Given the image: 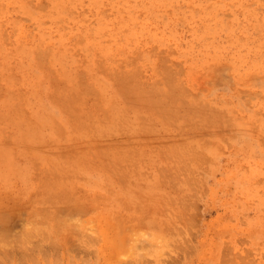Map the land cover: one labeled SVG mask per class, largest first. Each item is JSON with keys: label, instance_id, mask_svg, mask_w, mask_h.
I'll use <instances>...</instances> for the list:
<instances>
[{"label": "rangeland", "instance_id": "374dc122", "mask_svg": "<svg viewBox=\"0 0 264 264\" xmlns=\"http://www.w3.org/2000/svg\"><path fill=\"white\" fill-rule=\"evenodd\" d=\"M0 264H264V0H0Z\"/></svg>", "mask_w": 264, "mask_h": 264}, {"label": "bare ground", "instance_id": "6f19581e", "mask_svg": "<svg viewBox=\"0 0 264 264\" xmlns=\"http://www.w3.org/2000/svg\"><path fill=\"white\" fill-rule=\"evenodd\" d=\"M23 239V238H22ZM49 241V240H48ZM5 246V245H4ZM4 251V250H3Z\"/></svg>", "mask_w": 264, "mask_h": 264}]
</instances>
